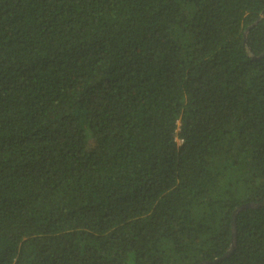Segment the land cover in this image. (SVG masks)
<instances>
[{"label":"trees","instance_id":"1","mask_svg":"<svg viewBox=\"0 0 264 264\" xmlns=\"http://www.w3.org/2000/svg\"><path fill=\"white\" fill-rule=\"evenodd\" d=\"M263 201L264 0H0V264H264Z\"/></svg>","mask_w":264,"mask_h":264},{"label":"water","instance_id":"2","mask_svg":"<svg viewBox=\"0 0 264 264\" xmlns=\"http://www.w3.org/2000/svg\"><path fill=\"white\" fill-rule=\"evenodd\" d=\"M263 204H264V201L261 202V203H247V204H244V205H242L241 207H239V208L235 211L234 216H235V214L237 213V211L240 210V209L243 208V207H249V206L254 207V206H260V205H263ZM234 224H235V222L233 221V239H232L233 245H232V248H231L229 251H227L226 254H225L223 257L229 255V253L232 251V249H233V247H234V241H235V238H236V233H235ZM219 259H221V258H217V260H219ZM205 263H206V262H205Z\"/></svg>","mask_w":264,"mask_h":264},{"label":"rangeland","instance_id":"3","mask_svg":"<svg viewBox=\"0 0 264 264\" xmlns=\"http://www.w3.org/2000/svg\"><path fill=\"white\" fill-rule=\"evenodd\" d=\"M178 140V143H180L181 142V140L180 139H177Z\"/></svg>","mask_w":264,"mask_h":264}]
</instances>
